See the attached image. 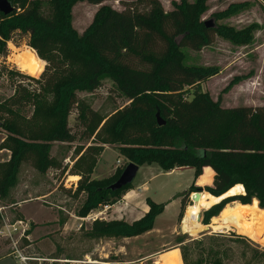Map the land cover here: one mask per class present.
Segmentation results:
<instances>
[{"label":"trees","instance_id":"1","mask_svg":"<svg viewBox=\"0 0 264 264\" xmlns=\"http://www.w3.org/2000/svg\"><path fill=\"white\" fill-rule=\"evenodd\" d=\"M9 1L15 11L9 16L0 13V57L8 58V44L22 35L47 65L36 79L0 62V78L22 77L37 85L18 83L14 95L0 102V128L11 134L0 145L11 152V160L0 168V198L16 186L25 159L36 154L41 170L59 169L50 153L52 142H90L95 138L119 145L121 154L140 167L157 164L166 173L193 168L196 182L201 177L198 185H212L206 190L215 197L244 185L245 194L224 199L205 213L206 225L232 202L251 205L257 199L264 209V105L223 108L201 89V84L219 71L185 66L181 51L211 45L213 33L246 44L252 27L239 32L216 24L207 28L201 20L206 0L194 5L180 0L169 12L161 0H46L53 7L52 18L41 13L43 0ZM80 1L101 5L83 34L72 25V9ZM107 1H117L124 9L104 5ZM105 79L113 81L130 100L106 121L78 97L81 92H96ZM190 90L193 98L188 100L185 95ZM50 96L53 100L48 103ZM29 106L33 112L28 117L23 109ZM75 107L82 128L78 133L69 126ZM158 115L165 125L159 124ZM50 119L59 123L48 131L45 126ZM102 150L88 146L74 167L85 162L86 173L92 174ZM110 185V181L81 176L78 193L87 194L81 217L100 205L117 203L121 193L125 195L132 186L113 192ZM146 202L149 211L141 219L133 223L95 221L87 237L118 240L152 231L165 205L151 199ZM181 251L188 264L185 250Z\"/></svg>","mask_w":264,"mask_h":264},{"label":"rangeland","instance_id":"2","mask_svg":"<svg viewBox=\"0 0 264 264\" xmlns=\"http://www.w3.org/2000/svg\"><path fill=\"white\" fill-rule=\"evenodd\" d=\"M161 1L166 12L174 9L173 3H180V0ZM186 1L190 5L197 2ZM104 5L119 11L124 9L117 1H107ZM203 7L206 8L201 16L204 23L213 21L218 26L232 28L238 32L252 27L251 40L246 44L237 43L213 33L214 41L211 45L201 50L189 47L181 49L185 56L184 65L214 68L219 71L217 75L204 81L201 89L211 100L220 102L223 108L252 104L263 106L264 1L206 0ZM100 8L101 5H92L85 1L74 5L72 25L79 34H83L93 23ZM41 13L47 18L53 17L54 11L49 1L43 0ZM27 41L26 36L16 35L14 41L8 44L9 57L5 59L0 57V62L5 61L10 70L23 72L17 64L19 56L23 53L35 54L38 58V68L34 73L25 74L40 79L47 63L27 45ZM18 83L32 87L35 85L26 78L11 79L5 75L0 78V102L14 95ZM192 94L193 90H190L185 98L191 100ZM78 97L105 121L114 117L130 103L129 98L110 79H105L102 87L96 92H81ZM52 100L53 97L50 96L48 103ZM50 109L51 106L47 107L46 111ZM32 112V106L23 109L25 116H31ZM78 117L79 111L75 107L69 117V126L76 133L82 131ZM58 123L57 119H50L45 127L49 131L57 127ZM8 136L11 134L0 128V145ZM90 145L101 147L103 150L97 156L93 173L89 175L85 171L87 163L84 162L79 167L74 165ZM50 153L60 165L59 169L41 170L39 160L34 154V158L28 161L25 159L20 164L16 186L10 189L6 197L0 198V206L6 208L5 213L11 221L22 219L31 225V242H25V247L29 246L25 254L39 258L40 261L27 264H154L162 253L174 250L178 252L176 264H185L181 248L187 254L188 264H264V209L258 205V209L252 211L251 220L249 219L255 235L252 238L240 234L239 229L227 221L219 231L210 230L208 233L190 235L183 231L182 224L189 206L193 205L191 196L193 192L199 191H196L197 187L200 189L199 192L203 193L208 192L207 187L212 185H197L196 179L194 181L195 172L191 169L168 174L157 164L144 165L131 189L127 190L128 193H132V190L136 191L144 182L148 183V189L144 191L146 195L140 196L134 207L131 206V198H127L128 193L125 195L121 193L117 203L108 205L111 208L102 214L101 220H97L133 223L144 216L147 209L149 210L146 202L149 197L157 204H167L164 212L157 217L154 229L140 237L90 240L86 234L92 229L94 221L88 218L92 213L103 211L106 205H100L90 211L88 216L81 217L87 194L78 193V182L69 181V173H79L89 180L110 181L112 185L131 162L121 154L119 145L104 144L95 138L90 142L54 141ZM10 160L11 152L0 146V168ZM178 169L180 168L174 170ZM131 195L134 196L135 193ZM235 203L237 202L229 205L233 206ZM207 211L202 209V214L200 213V223L203 226H210L214 219L208 225L203 222ZM220 216L221 214L217 218ZM180 239L184 241L180 243ZM10 254L9 244L0 239V264H18ZM50 257L59 259L53 262ZM67 258L71 260H66Z\"/></svg>","mask_w":264,"mask_h":264},{"label":"bare ground","instance_id":"3","mask_svg":"<svg viewBox=\"0 0 264 264\" xmlns=\"http://www.w3.org/2000/svg\"><path fill=\"white\" fill-rule=\"evenodd\" d=\"M17 64L23 70L24 73H34L38 68V58L35 54L23 53L19 56ZM72 181H78L77 178L72 177ZM245 194V189L242 185H237L224 194L221 197H215L208 192H203L199 196V200L192 206H189L185 218L183 220L182 229L184 232L190 235H196L202 233L206 228L212 231H219L223 228V223L228 222V224L236 226L239 229V233L252 238L254 233L252 232V226L250 225V220L252 216V211L258 209L259 202L254 200L251 205H243L241 203H235L233 206H226L224 211L221 213L220 218L215 217L210 226H203L200 223V215L202 214V209L209 210L214 205L219 204L221 201L228 197L243 195ZM195 194H193L194 196ZM201 213V214H200ZM250 219V220H249ZM225 220V221H224ZM178 258L177 250L166 252L154 264H176Z\"/></svg>","mask_w":264,"mask_h":264},{"label":"built area","instance_id":"4","mask_svg":"<svg viewBox=\"0 0 264 264\" xmlns=\"http://www.w3.org/2000/svg\"><path fill=\"white\" fill-rule=\"evenodd\" d=\"M191 203H193V205L196 203L193 200V194L191 196ZM110 208V206L106 205L103 211L92 213L88 219H92V221L94 222L99 219L101 220L102 214L106 213ZM5 209V207L0 206V239L9 244V247L11 249L10 256L13 257L18 264L39 262V258H36L34 256H27L25 254V251L29 248V246L25 247V242H31L32 236L30 223L22 219H14L11 221L5 213ZM52 261L56 262V260ZM67 263H69V261H67Z\"/></svg>","mask_w":264,"mask_h":264},{"label":"water","instance_id":"5","mask_svg":"<svg viewBox=\"0 0 264 264\" xmlns=\"http://www.w3.org/2000/svg\"><path fill=\"white\" fill-rule=\"evenodd\" d=\"M14 11H15V7L12 4V2H10L9 0H0V13H2L5 16H9ZM205 25L207 28H213L215 26V23L213 21H209V22H205ZM158 120L161 126L166 124L163 120H161L159 115H158ZM140 168L141 167L139 165L135 163H130L126 167V169L124 170L120 178L117 180V182H115L109 187L110 190L113 192H116V191L123 189L124 187L128 185H132V183L134 182L135 178L138 175V172L140 171ZM194 194L195 195L193 196V200L194 202H197L199 200V196L201 193L195 192ZM209 231L210 229L206 228V230H204L202 233H208Z\"/></svg>","mask_w":264,"mask_h":264},{"label":"crops","instance_id":"6","mask_svg":"<svg viewBox=\"0 0 264 264\" xmlns=\"http://www.w3.org/2000/svg\"><path fill=\"white\" fill-rule=\"evenodd\" d=\"M253 83V82H252ZM252 106H253V104H252ZM154 165V164H153ZM143 167V166H142ZM141 167V168H142ZM140 168V169H141ZM187 169H191V170H193L194 172H195V170L193 169V168H180V169H178V170H173V171H171V172H169L168 174H173V173H176V172H178V171H181V170H187ZM72 177H74V178H77L78 179V181H72L73 183H75V182H79V180H80V178H81V176L80 175H77V174H73V175H69V181L71 180V178ZM201 178V177H200ZM200 178H199V180H200ZM199 180H197V185H198V181ZM194 181H195V178H194ZM194 181H193V183H194ZM77 184V183H76ZM191 186V185H190ZM148 189V183L147 182H144L142 185H140L137 189H136V191H138L139 193H137L136 191H134V190H132V193H135V195L134 196H132L131 194L132 193H128L127 194V198L129 197V198H131L130 200V203H131V206H135L136 205V202H137V200H138V198L140 197V196H144V195H146L145 194V192H146V190ZM145 191V192H144ZM185 192H188V190H186ZM51 193V192H50ZM49 193V194H50ZM194 194V193H193ZM148 199H151V198H149V197H147ZM152 200V199H151ZM153 201V200H152ZM165 205V204H164ZM167 206V204L165 205V207ZM149 210L147 209V211H146V213L148 212ZM143 217V216H142ZM141 217V218H142ZM141 218H139V219H141ZM139 219H137V220H139ZM66 228H67V226H66ZM140 237V236H139ZM165 253H162L159 257H158V259L162 256V255H164Z\"/></svg>","mask_w":264,"mask_h":264}]
</instances>
